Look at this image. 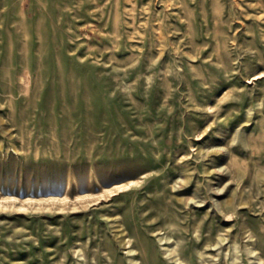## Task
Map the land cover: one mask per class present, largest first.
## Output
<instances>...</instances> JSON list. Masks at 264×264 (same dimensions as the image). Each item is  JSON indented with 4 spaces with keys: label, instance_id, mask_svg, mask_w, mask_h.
Segmentation results:
<instances>
[{
    "label": "rangeland",
    "instance_id": "374dc122",
    "mask_svg": "<svg viewBox=\"0 0 264 264\" xmlns=\"http://www.w3.org/2000/svg\"><path fill=\"white\" fill-rule=\"evenodd\" d=\"M168 248L264 258V0H0V264Z\"/></svg>",
    "mask_w": 264,
    "mask_h": 264
},
{
    "label": "bare ground",
    "instance_id": "6f19581e",
    "mask_svg": "<svg viewBox=\"0 0 264 264\" xmlns=\"http://www.w3.org/2000/svg\"><path fill=\"white\" fill-rule=\"evenodd\" d=\"M192 55V54H191ZM194 57V56H193ZM224 62H222V64H223ZM29 75H25V78L24 79H26V83H27V85L30 83V77H28ZM28 92V91H27ZM239 132L237 131L236 132V136H238L239 134H238ZM234 141H236V140H234ZM233 141V142H234ZM242 143L243 144H246V141L245 140H243L242 141ZM130 186V184L128 183L127 185H123V186H120V187H118V188H116V189H114V190H111V192H118V191H121V190H124V189H126V188H128ZM110 192V193H111ZM250 238H252V236L250 235ZM171 239V237H164V238H161L160 240L162 241V240H170ZM224 241V238H221V240L219 241V242H217V243H211V244H206L205 246L206 247H210L209 249H210V251L211 250H213L214 248L213 247H216V246H218V245H220V244H222V242ZM254 241H256V240H254ZM205 244V243H204ZM135 251V249H133V248H131L130 250H129V252H134ZM145 250H142L140 253H141V257H146V255H147V250L144 252ZM264 253V252H263ZM166 254L168 255V260L169 261H172V262H175V263H177V264H198L197 262L199 261V260H201V263L200 264H208V262H205L204 260H202L203 259V257L204 256H201V255H198L197 257H196V262H189L183 255H182V253L179 251V249H177V248H172V249H169L168 248V250L166 251ZM248 254H250L251 256H254V258H255V261H253L251 264H264V258H262L261 256H259V254L256 252V250L254 249V248H252V249H250L249 251H248ZM261 254V253H260ZM147 258V257H146ZM215 259V258H214ZM239 256L237 255V254H234L233 255V257H232V264H242L240 261H239ZM217 261V260H216ZM131 262H132V264H146V262L145 261H142V262H139L138 261V259H135V258H132L131 259ZM149 262V261H148ZM219 262V261H218ZM221 262V261H220ZM227 263L226 264H230V262H229V259H228V261H226ZM224 264V263H223Z\"/></svg>",
    "mask_w": 264,
    "mask_h": 264
}]
</instances>
